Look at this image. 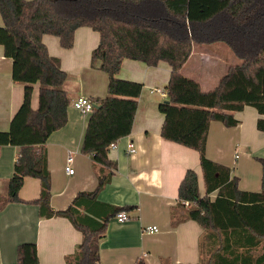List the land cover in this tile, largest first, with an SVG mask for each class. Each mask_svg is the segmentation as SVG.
I'll return each mask as SVG.
<instances>
[{"label":"trees","instance_id":"1","mask_svg":"<svg viewBox=\"0 0 264 264\" xmlns=\"http://www.w3.org/2000/svg\"><path fill=\"white\" fill-rule=\"evenodd\" d=\"M0 45L11 58L13 81L23 85L22 101L7 130H0V146L19 147L11 176L6 180L0 209L8 202L23 201L19 190L24 177L39 180L40 190L31 201L40 217H66L80 231L81 241L65 257L68 264H98L99 243L107 221L132 205H111L97 200L110 180L115 162L107 155L110 142L131 131L140 81L118 76L122 60H139L170 66L166 98L157 104L163 116L160 135L199 155L204 194L198 176L188 168L177 189L178 206L185 217L203 229L198 239L197 264H264V157L260 164V190L238 187L229 167L205 154L211 120L230 127L235 112L245 105L264 115V0H0ZM90 27L99 36L90 64L107 73L106 94L91 100L81 152L98 165L92 190L76 193L63 209L50 205V172L45 143L51 132L67 120L71 97L68 73L60 59L48 53L44 34L58 38L61 47L73 45L74 31ZM222 42L238 57L210 90L182 73L196 44ZM38 83L36 108L30 104ZM97 105V106H96ZM264 131V118L256 120ZM15 264H38L35 242L17 245ZM133 264H144L141 258Z\"/></svg>","mask_w":264,"mask_h":264},{"label":"crops","instance_id":"2","mask_svg":"<svg viewBox=\"0 0 264 264\" xmlns=\"http://www.w3.org/2000/svg\"><path fill=\"white\" fill-rule=\"evenodd\" d=\"M98 40V33L87 26L74 31L73 45L68 49L60 46L56 36H42L48 53L57 56L61 68L79 80L76 87L66 83L71 101L80 95L92 99L106 94L107 73L90 64L91 51ZM217 43L222 42L205 45ZM206 47L196 51L195 59L201 88L204 82H210L211 72L218 64V54ZM11 68L12 60L4 56L0 45V130L8 129L23 97V85L13 81ZM169 74L170 66L165 61L149 66L139 60H122L118 76L140 81L142 90L130 133L107 151L115 168L96 198L111 205L134 208L126 210L129 215L126 221L119 222L115 216L108 219L99 243L98 264H133L139 258L144 264H197L199 261L198 239L203 229L185 217L187 207L178 206L177 198L179 182L188 168L196 171L199 192L204 194L199 155L195 149L160 135L163 116L157 104L166 94L161 95L156 88L166 92ZM37 102L38 83H35L30 100L32 108H36ZM88 116L89 113H81L70 102L66 123L51 132L46 140L50 205L54 209L65 208L77 192L96 186L99 166L94 165L89 154L81 152ZM235 117L238 122L230 127L217 120L210 121L205 154L229 167L231 174L238 177L240 189L259 191L261 171L256 156L264 157V131L256 128V120L264 115L245 105L235 112ZM127 139L135 143L133 154L126 151ZM18 151L15 145L0 146V198L5 194L6 180L12 174ZM69 154L73 173L64 169ZM39 190V180L26 176L18 192L23 201L8 202L0 209V264H15L17 245L31 241L36 244L38 264H68L65 257L81 241L80 231L66 217L39 216L38 206L28 202L38 196ZM147 225H156L158 230L142 231Z\"/></svg>","mask_w":264,"mask_h":264},{"label":"rangeland","instance_id":"3","mask_svg":"<svg viewBox=\"0 0 264 264\" xmlns=\"http://www.w3.org/2000/svg\"><path fill=\"white\" fill-rule=\"evenodd\" d=\"M212 50L213 52H216L218 55V64L217 66L213 69L211 72V78L210 82L214 80V83L211 84L210 82H204L202 85V90L207 91L213 88L219 79V77L226 71L227 67L235 62H237L239 59L235 55H233L230 50L222 43H217V44H210V45H205V44H196L195 49H194V55L188 60L187 64L182 69V73L190 78H193L195 80H198V75L196 74V51H202V47H205ZM200 49V50H199ZM71 83L72 86H77L79 83V80L76 76L69 74L68 73V78L66 83ZM66 85V84H65ZM66 87V86H65ZM70 95V94H69Z\"/></svg>","mask_w":264,"mask_h":264},{"label":"built area","instance_id":"4","mask_svg":"<svg viewBox=\"0 0 264 264\" xmlns=\"http://www.w3.org/2000/svg\"><path fill=\"white\" fill-rule=\"evenodd\" d=\"M156 91H158L161 95L166 94L165 90L161 88H156ZM71 104L74 108H76L81 113H90L95 107L94 102L90 98L83 96V95H80L76 97L75 99H73L71 101ZM117 142L118 140L110 142L108 148H115L117 145ZM126 151L128 154H133L136 152V146L132 139H127ZM71 162H72V155L69 154L66 158V164L64 167L67 173H73V167L71 165ZM115 218L117 221L122 222V221L128 220L129 215L125 211H119L116 213ZM157 230H158V227L156 225H147V226L142 227V231H145V232L152 233V232H156Z\"/></svg>","mask_w":264,"mask_h":264},{"label":"water","instance_id":"5","mask_svg":"<svg viewBox=\"0 0 264 264\" xmlns=\"http://www.w3.org/2000/svg\"><path fill=\"white\" fill-rule=\"evenodd\" d=\"M97 106V105H96Z\"/></svg>","mask_w":264,"mask_h":264}]
</instances>
